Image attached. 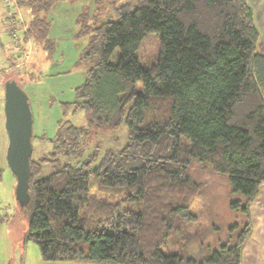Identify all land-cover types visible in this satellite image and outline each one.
Listing matches in <instances>:
<instances>
[{
  "label": "trees",
  "instance_id": "1",
  "mask_svg": "<svg viewBox=\"0 0 264 264\" xmlns=\"http://www.w3.org/2000/svg\"><path fill=\"white\" fill-rule=\"evenodd\" d=\"M55 1L17 0L33 12L25 32L49 52L43 13ZM99 17L85 7L75 19L76 36H88L77 61L86 70L77 98L63 107L83 110L84 122L60 119L48 140L32 133V152L34 138L50 145L38 158L31 152L30 197L17 201L24 241L46 261L240 264L249 204L264 182V52L254 7L129 0ZM150 32L158 55L142 65L135 52ZM14 78L2 73L0 90ZM121 125L119 149L95 143L87 151L91 138ZM194 162L224 176L237 196L230 206L243 217L224 240L206 243L208 228H191L205 187L188 172Z\"/></svg>",
  "mask_w": 264,
  "mask_h": 264
},
{
  "label": "rangeland",
  "instance_id": "2",
  "mask_svg": "<svg viewBox=\"0 0 264 264\" xmlns=\"http://www.w3.org/2000/svg\"><path fill=\"white\" fill-rule=\"evenodd\" d=\"M1 1L5 9L9 7L12 10V16L17 12L16 6L14 8V5L18 4L17 0ZM128 1H55L51 8L43 13L49 22L48 38L53 42L51 52L43 49L41 42L33 35H25L24 39L21 26H16V31H14L13 27L10 28L12 25L8 28L6 23L8 28L6 29L5 20L2 19L0 22V42L4 46V51L0 47V79L2 73L12 74L15 72L16 80L27 94L32 114L33 134L38 137L44 136L48 140L54 137L60 119H69L76 124L84 122L85 113L83 110H78L73 114L70 109L65 112L63 107L65 103L77 98L76 88L83 82L86 70L85 64L77 61L88 36H76L79 26L75 19L85 7H88L89 13L93 15L99 12V18L113 16L114 7ZM251 2L255 4V0H251ZM98 8L101 10L97 11ZM23 16L26 20L28 19V14L24 13ZM12 42L14 47L20 46V48L15 49L10 45ZM27 52L30 58L23 61V54ZM135 55L142 65H149L156 60L158 38L155 32L148 33L142 39ZM18 61L23 65L16 70L13 63ZM2 95L3 90L1 89L0 97ZM0 113L3 115L2 105ZM1 128L0 132L3 130ZM4 139L5 135L0 133V149H2V154L0 152V264H118L70 260L46 261L41 257L39 247L35 242L24 241L27 220L15 198L16 180L3 154ZM125 139L126 128L121 125L113 130L98 133L96 138H91L90 147L87 151L93 148L91 145L95 143H98L100 149L111 147L116 150L124 144ZM44 142L34 138L33 145L35 147L32 152L34 158L45 153L47 146L50 145L49 142ZM202 168L204 167L194 162L188 169L195 181H202L205 184L202 195L192 207L198 220L193 225L194 228H191L196 231V228L198 230V228L205 229L207 227L208 234L204 241L214 243V241L226 239L233 230L229 227L234 222L240 221L243 216L242 213L230 206V202L237 196L230 191L227 179Z\"/></svg>",
  "mask_w": 264,
  "mask_h": 264
},
{
  "label": "water",
  "instance_id": "3",
  "mask_svg": "<svg viewBox=\"0 0 264 264\" xmlns=\"http://www.w3.org/2000/svg\"><path fill=\"white\" fill-rule=\"evenodd\" d=\"M2 108L7 135L5 158L16 180L15 198L25 203L30 197L27 188L32 152V114L27 94L15 79L3 83Z\"/></svg>",
  "mask_w": 264,
  "mask_h": 264
},
{
  "label": "crops",
  "instance_id": "4",
  "mask_svg": "<svg viewBox=\"0 0 264 264\" xmlns=\"http://www.w3.org/2000/svg\"><path fill=\"white\" fill-rule=\"evenodd\" d=\"M249 1L252 4L251 0ZM15 6L17 8V12L14 13V15L12 16L14 23L10 28L12 29L13 27L14 31H16L15 29L16 26L18 27L21 26L20 29L23 32L24 37L25 35L29 36V33L27 34L25 31L29 26V22L33 18V12L30 6L28 5L25 4L20 5L18 3L14 5V8ZM252 6L254 7L255 21L262 36V40L259 43V49L264 52V0H255V4H252ZM24 13L28 14L27 20L23 16ZM3 18L5 20L4 25L6 27L7 20L9 19L7 17L6 9L3 7V3L0 0V22H2ZM7 27L9 28V26ZM7 27L6 29H8ZM12 44L13 42L10 45L13 46ZM0 47L1 50L4 51L3 49L4 46L2 45L1 42H0ZM14 48L17 49L20 48V46L18 47L16 46ZM0 127H2L1 129H3L0 133H3L5 135V139H4L5 144L3 142L4 144L3 154L5 155V150L7 145V135L4 128V115H2L1 113H0ZM0 152L2 154V149H0ZM249 214H250V232L241 248L240 264H264V182L261 184V187L259 188L255 197L249 204Z\"/></svg>",
  "mask_w": 264,
  "mask_h": 264
},
{
  "label": "built area",
  "instance_id": "5",
  "mask_svg": "<svg viewBox=\"0 0 264 264\" xmlns=\"http://www.w3.org/2000/svg\"><path fill=\"white\" fill-rule=\"evenodd\" d=\"M6 12H7V17L9 19V20H7V26L10 27V25H13V23H14L13 19H12L13 12L11 9H9V7H6ZM14 37H16V36H14ZM23 56H24L23 61H26L29 57V53L27 52V53L23 54ZM20 64H21V62H17L15 65L18 66Z\"/></svg>",
  "mask_w": 264,
  "mask_h": 264
}]
</instances>
